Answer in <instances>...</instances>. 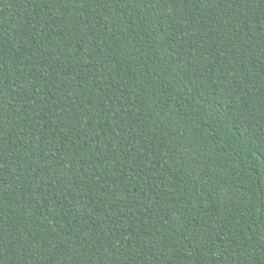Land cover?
<instances>
[{
    "label": "trees",
    "instance_id": "trees-1",
    "mask_svg": "<svg viewBox=\"0 0 264 264\" xmlns=\"http://www.w3.org/2000/svg\"><path fill=\"white\" fill-rule=\"evenodd\" d=\"M0 264H264V0H0Z\"/></svg>",
    "mask_w": 264,
    "mask_h": 264
}]
</instances>
